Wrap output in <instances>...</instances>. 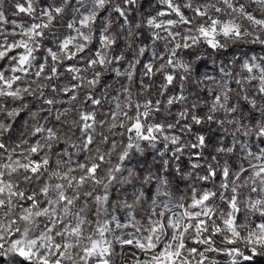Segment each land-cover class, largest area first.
<instances>
[{"label": "snow or ice", "instance_id": "1", "mask_svg": "<svg viewBox=\"0 0 264 264\" xmlns=\"http://www.w3.org/2000/svg\"><path fill=\"white\" fill-rule=\"evenodd\" d=\"M261 53L264 0H0V264L257 254Z\"/></svg>", "mask_w": 264, "mask_h": 264}, {"label": "built area", "instance_id": "2", "mask_svg": "<svg viewBox=\"0 0 264 264\" xmlns=\"http://www.w3.org/2000/svg\"><path fill=\"white\" fill-rule=\"evenodd\" d=\"M216 246L221 247V248L232 247V245H228L226 243H221L218 237H217ZM238 246L241 248V251L244 252V254L246 255V252H247V250H249V248L242 243L239 244ZM257 252L264 256V248H258ZM208 255H209L210 259L211 258L217 259L220 262V264H230V258L224 253H208ZM244 263H245V261H241V264H244Z\"/></svg>", "mask_w": 264, "mask_h": 264}, {"label": "trees", "instance_id": "3", "mask_svg": "<svg viewBox=\"0 0 264 264\" xmlns=\"http://www.w3.org/2000/svg\"><path fill=\"white\" fill-rule=\"evenodd\" d=\"M246 255L251 257L244 264H264V256L259 254H253L250 250H247Z\"/></svg>", "mask_w": 264, "mask_h": 264}, {"label": "rangeland", "instance_id": "4", "mask_svg": "<svg viewBox=\"0 0 264 264\" xmlns=\"http://www.w3.org/2000/svg\"><path fill=\"white\" fill-rule=\"evenodd\" d=\"M5 8L6 9H8V12H7V14L9 15V16H11V10L9 9V6H8V4H5ZM150 10V9H149ZM248 49H245V51H247ZM261 54H264V53H261ZM246 262V261H245Z\"/></svg>", "mask_w": 264, "mask_h": 264}]
</instances>
